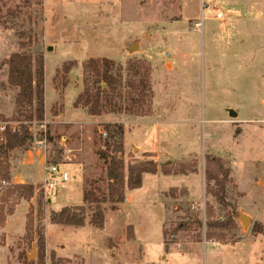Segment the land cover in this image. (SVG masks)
I'll list each match as a JSON object with an SVG mask.
<instances>
[{
	"label": "rangeland",
	"instance_id": "374dc122",
	"mask_svg": "<svg viewBox=\"0 0 264 264\" xmlns=\"http://www.w3.org/2000/svg\"><path fill=\"white\" fill-rule=\"evenodd\" d=\"M18 51L43 55L46 110L41 122L29 124L28 149L0 153V172L7 166L8 174H0V245L8 233L9 264L263 263L264 0H0V62ZM90 57L122 66L121 97L115 99L134 112L137 106L128 103L127 94L137 91L127 81L137 83L140 76L130 67L138 65L141 75L148 68L153 106L152 101L144 104L142 115L123 109L114 114L144 116L153 107L159 120L146 148L156 153L159 172L145 174L142 186L126 191L129 198L117 209L101 203V229L90 223L95 204L84 203L82 193L90 185L107 189L104 165L95 153L99 136L100 141L107 136L106 116L73 106L83 88L82 64ZM69 64L74 65L66 72ZM16 91L3 66L0 122L28 125L15 109ZM60 113L62 119L56 117ZM124 137L123 126L125 164L140 160L137 147L124 150ZM35 150L68 172V181L56 189L58 198L56 191L51 194L53 204L44 198L41 182L14 181L13 171H20L27 151ZM210 153L231 169L227 200L235 205L238 199L258 220L236 222V205L232 215L230 207L205 193L202 166ZM181 163L201 171L187 176L161 172L162 166L177 170ZM19 183L33 186L29 199L21 189L12 191ZM210 189H215L212 181ZM79 206H84L82 226L53 223L62 208ZM210 210L211 219L232 217L234 224L211 229L214 235L208 238L204 221ZM254 224L262 232H255Z\"/></svg>",
	"mask_w": 264,
	"mask_h": 264
},
{
	"label": "trees",
	"instance_id": "16d2710c",
	"mask_svg": "<svg viewBox=\"0 0 264 264\" xmlns=\"http://www.w3.org/2000/svg\"><path fill=\"white\" fill-rule=\"evenodd\" d=\"M20 45L24 46V43ZM74 64H69L66 72ZM7 66V83L17 91L14 97V106L19 114H24V118L28 121V125H17L12 128L7 125L0 132V153H7L17 147L28 149L31 144L32 135L29 131V124L36 120L41 122L44 119V58L41 53L33 55L30 52L18 51L11 53L7 58L0 62V69ZM133 73L139 77L137 83L135 81H127V85L136 90L137 94H127L128 103L137 106L136 112L122 107L116 101V97H121L122 66L116 64L114 60L107 57L94 58L90 57L82 64V91L77 95L73 102L74 107H82L89 115H100L102 113L120 112L122 109L127 113H135L142 115L144 112L143 105L149 106L152 101V88L149 83V70L144 68L141 75L139 67L132 64ZM143 110V111H141ZM148 111V110H147ZM106 137L101 139L99 136V146L95 153L102 160L107 179V189L103 192L100 187L90 185L89 188L84 187L82 199L84 203H93L95 208L90 216V223L96 228L104 226V210L101 203L110 202V209H117L118 204L123 203L126 191H131L141 187L143 174H154L158 170V165L154 159L152 152H143L141 159L125 164L123 159V125L120 123H106L103 125ZM179 169H173L167 166L161 167L163 174H187L188 172H196V167L186 168L185 164L179 166ZM231 169L225 165L221 158L210 154L204 155V180L206 184L205 193L211 194L216 201L224 207H230L232 215L235 213V205H231L226 198V183L230 180ZM3 177L7 178V166L4 171L0 172ZM213 182L215 189L208 190V185ZM22 190L23 198L29 199L32 194L33 186L31 184H15L14 189ZM21 194V195H22ZM212 212L208 211L204 227L208 229L207 237H213V228L223 229L229 223L234 224L233 218L228 217L224 220L211 219ZM84 206L75 209L64 207L55 213L52 221L56 224H66L73 226H82L84 224ZM3 221V215L0 210V222ZM200 222V221H199ZM202 225V223L200 222ZM255 232H262L263 227L256 224L252 227ZM44 240L40 236L38 247L43 249ZM264 264V259L263 263Z\"/></svg>",
	"mask_w": 264,
	"mask_h": 264
},
{
	"label": "crops",
	"instance_id": "0c3cea01",
	"mask_svg": "<svg viewBox=\"0 0 264 264\" xmlns=\"http://www.w3.org/2000/svg\"><path fill=\"white\" fill-rule=\"evenodd\" d=\"M216 17H218V16L216 15ZM222 17H223V14L219 18H222ZM137 45H138V52H139V43L138 42H137ZM129 48L130 47L127 45L125 48V51L127 52V50ZM152 106H153V99H152ZM44 109L46 110L45 104H44ZM76 109H80V108L76 107ZM91 116H100V117L106 116L105 120L102 123L117 122V123L123 124L124 130H125L124 150L127 148V146H129L131 148L137 147L138 149H140L142 151V153L143 152H152L154 154V156L156 157L155 152L150 151V150H146L147 144L150 143V141H152L151 136L152 135L155 136L157 134L156 131L158 130L157 125H158L159 120L154 115L153 107H152V112H150L148 115H144V116H130V115H125V114H114V113H102L100 115H91ZM235 116H236V113H235ZM56 117L61 118V113ZM114 118H117V119H114ZM62 122H64V121L62 120ZM239 132H240V130L236 129V133H239ZM128 139H130V140L128 141ZM210 155L218 156V155L212 154V153H210ZM78 163H81V162H78ZM43 164H44V156L41 155V152L39 150H35L34 152L27 151V155L20 162V171H18L17 169H16L17 171H13V177L15 179L14 181L15 182H31V183L41 182L44 178ZM203 169H204V164L202 166V170ZM199 171H201V170H198V172ZM158 172H159V166H158V171L156 173H158ZM198 172H191L189 174H181V175L187 176V175H192V174H195ZM83 173H84V166H83ZM202 174H203V172H202ZM165 175L168 176L170 174H165ZM173 175H177V174H173ZM144 177H145V174H143V176H142V184L144 183ZM203 177H204V174H203ZM234 184L236 185V189L238 190V185L235 183V181H234ZM81 186H82V184H81ZM182 187H184V186H182ZM139 188L134 189V190H138ZM131 191H133V190H131ZM187 191H188V196L190 197V199H193L194 196L191 195V193L189 192L188 189H187ZM238 192L242 195V193L239 190H238ZM58 196H59V193L57 192L55 197L58 198ZM128 196H129V194L126 195V199H125L123 205L128 200V198H129ZM193 200L197 201V199H193ZM237 201H238V199L235 202V205L237 207L236 222H237V220H239L241 222L240 216L244 215V213L246 214L245 216H247V214H248V216H247L248 217V223H250V220L252 218L255 220H258L253 212L245 210L244 207L240 206L237 203ZM51 204H53V198H51ZM66 205H72V204H66ZM54 207H56V206H54ZM7 228H8V226H7ZM7 236H8V233H7ZM7 236H6L5 243L3 245L2 244L0 245V258H1L0 264H9V259L11 257L10 252H9V248H8V245L10 243V239H7ZM135 237H136V235H135Z\"/></svg>",
	"mask_w": 264,
	"mask_h": 264
},
{
	"label": "built area",
	"instance_id": "2783aa9c",
	"mask_svg": "<svg viewBox=\"0 0 264 264\" xmlns=\"http://www.w3.org/2000/svg\"><path fill=\"white\" fill-rule=\"evenodd\" d=\"M207 7L209 8L208 5ZM221 15H222L221 12H217L218 17H220ZM7 125L11 126L12 128L17 127V125L15 124L10 125V122L3 121L0 122V132L3 131ZM103 136H106L105 132H103ZM43 143H45V139L38 141V144L40 146H43ZM45 154L46 153H44V164H43L44 178L41 181L40 189L46 201L50 202L52 198L51 195L52 192L53 191L55 192L57 187L63 186L64 183L68 181L69 175L68 172L61 167L59 162L49 161ZM3 183L4 180L0 181V188L2 187ZM55 194H57V191Z\"/></svg>",
	"mask_w": 264,
	"mask_h": 264
},
{
	"label": "water",
	"instance_id": "95a60500",
	"mask_svg": "<svg viewBox=\"0 0 264 264\" xmlns=\"http://www.w3.org/2000/svg\"><path fill=\"white\" fill-rule=\"evenodd\" d=\"M230 116H235V113L233 111H230ZM240 219H241L242 222H246L247 221V223H248V217L247 216L241 215Z\"/></svg>",
	"mask_w": 264,
	"mask_h": 264
}]
</instances>
